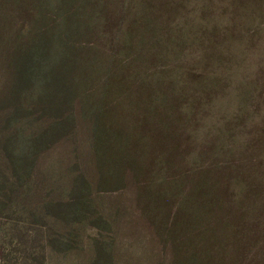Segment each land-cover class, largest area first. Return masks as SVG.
<instances>
[{
    "label": "rangeland",
    "instance_id": "374dc122",
    "mask_svg": "<svg viewBox=\"0 0 264 264\" xmlns=\"http://www.w3.org/2000/svg\"><path fill=\"white\" fill-rule=\"evenodd\" d=\"M46 26L59 36L71 30L86 94L134 135L123 185L102 196L107 208L91 197L101 213L119 207L108 235L120 247L117 264H169L171 232L183 249L209 247L219 264H264V0H0V137L24 124L5 128L13 102L28 106L13 92L17 48ZM33 119L28 130L47 121ZM86 124H71L38 159L40 170L55 177L60 163L91 165L77 148L87 144ZM48 179L49 187L57 180ZM30 199L23 204L35 210L49 200ZM83 199L81 191L58 214L82 210ZM76 215L67 222L77 224L80 250L44 264H87L96 232ZM3 226L0 264H34L1 238Z\"/></svg>",
    "mask_w": 264,
    "mask_h": 264
},
{
    "label": "trees",
    "instance_id": "16d2710c",
    "mask_svg": "<svg viewBox=\"0 0 264 264\" xmlns=\"http://www.w3.org/2000/svg\"><path fill=\"white\" fill-rule=\"evenodd\" d=\"M47 29L29 39L26 45L18 47L13 63V92L21 96L24 100L20 101L27 102L28 106H17L13 102L5 128L18 121L24 124L0 137V228L4 225L5 229L1 238L6 243L13 241L21 247L24 245L14 252L22 254L30 263L44 264L47 257L71 256L80 250V235L77 228L70 229L77 224L67 221L76 219V214H79L81 226L86 230L91 227L96 232L95 236L88 237L90 257L87 264H117L120 247L116 239L108 235L115 227L112 221L119 213V207L114 209L112 205L108 207L110 210H105L106 214L101 213L91 197L94 194V200L100 199L107 208L102 196L105 198L106 194L116 192L123 185L124 168H132L127 159L135 148L134 135L128 132L124 121L120 122L117 115H109L113 108L106 107V101H95L86 94L90 83L84 66L79 72L77 70L81 65L75 60L78 50L69 46L71 30H64L59 36ZM33 117L38 121L41 117L47 118V121L37 129L28 130L31 127L29 120L35 121ZM79 118L87 123L89 138L85 147L77 148L84 151L83 156L91 159V165L60 163V171L55 173L57 177L51 176L52 171L40 170L38 159L62 139L70 125ZM77 148L72 149L76 158L79 155L76 163L81 158ZM91 168L94 169L91 172L94 175L92 184V179L87 178V170ZM48 178H57L51 187L45 184ZM48 189L54 192H47ZM15 190H20L21 201H14ZM81 191L84 194L82 210H76V213L61 210L58 214L60 208L72 206L70 198ZM41 194L43 199L49 200L40 206L35 198ZM26 196L31 198L29 203L35 200L38 210L25 208L23 200ZM12 204L18 207L14 208ZM175 227L178 228L177 225ZM192 227L196 229L198 224ZM204 231L200 232L203 236ZM189 232L191 236L193 230L185 231V236ZM173 234L171 232L170 239L167 238L173 252L169 264H219L209 255V247L204 255L197 251L193 242L188 249H183L178 232L176 236Z\"/></svg>",
    "mask_w": 264,
    "mask_h": 264
}]
</instances>
